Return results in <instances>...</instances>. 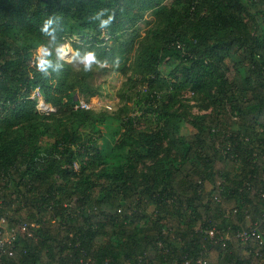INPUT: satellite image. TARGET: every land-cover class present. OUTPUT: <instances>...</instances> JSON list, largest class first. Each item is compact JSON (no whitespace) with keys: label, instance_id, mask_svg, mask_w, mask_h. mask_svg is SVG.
I'll list each match as a JSON object with an SVG mask.
<instances>
[{"label":"trees","instance_id":"trees-1","mask_svg":"<svg viewBox=\"0 0 264 264\" xmlns=\"http://www.w3.org/2000/svg\"><path fill=\"white\" fill-rule=\"evenodd\" d=\"M66 41L129 54L118 112ZM0 219V264H264V0H0Z\"/></svg>","mask_w":264,"mask_h":264},{"label":"rangeland","instance_id":"rangeland-1","mask_svg":"<svg viewBox=\"0 0 264 264\" xmlns=\"http://www.w3.org/2000/svg\"><path fill=\"white\" fill-rule=\"evenodd\" d=\"M151 20H152V17L149 14H146L144 21L139 23L138 27H139V33L141 36L144 35V31L148 27L147 23L150 22ZM60 47H59L58 56L61 59H63L60 53ZM69 48H70V55L64 60L67 62H70L69 64H71L75 70L87 72L84 70V65L82 63L84 59H78L74 55V51L72 50L70 44H69ZM37 51H38L37 52L38 59L43 55L44 52H46V50L43 51V48H38ZM128 59H129V54H125L122 56L118 55L114 61L113 60L101 61L99 58H96L97 61L106 62L105 67L101 68L97 64H93L90 70L93 74L92 84L94 86H97L99 89L98 95L90 98L91 105L92 107H94L96 112L102 111V109H107L105 106H109L110 109L109 110L107 109V112L109 114H114L118 112L119 108L122 106V102L120 101L118 92L120 88L122 87V83L125 81V78L119 69L123 67V65H128ZM162 70L163 71L166 70L165 66L162 68ZM234 76H235V73L233 71H230L227 74L228 79H232ZM131 89L129 87L127 88V90L129 91L128 95L130 97H133V95H135V91L142 92V93L146 92L143 85L138 84V83H136V88L132 86ZM164 93H166L165 90L160 91V94L162 97ZM79 98L81 99L83 97L79 95ZM183 100L187 105H189V109L192 114L204 113V111H200L199 109L200 104H202V101L198 99L196 96L192 95L191 92L189 91L186 92L183 95ZM127 107L129 110L128 116H135L136 114L132 110V105L127 103ZM142 126H144L143 122L139 124V127H142ZM181 130H182V134H189L193 132V129L191 128V126L186 122H183L181 124ZM2 232H3L2 238L4 240L9 239L10 237L9 233H7L5 229H3Z\"/></svg>","mask_w":264,"mask_h":264},{"label":"built area","instance_id":"built-area-1","mask_svg":"<svg viewBox=\"0 0 264 264\" xmlns=\"http://www.w3.org/2000/svg\"><path fill=\"white\" fill-rule=\"evenodd\" d=\"M60 46H59L60 47V53H61V56L64 60L65 58H67L70 55L69 43L66 41L65 43L61 44ZM37 59H38V54H37ZM31 98H34L36 100V108L39 112L46 113V114L53 112V109L51 108V106L44 102L43 98L41 97L40 93L38 92V89H36L34 92H32ZM78 107L81 109L88 110L92 107V105H91V102H90V104H88L81 98V99H79ZM105 107L107 109H110L109 106H105ZM3 223H4V220L0 219V224H3ZM208 235L213 236V232L209 231ZM239 237L244 239V240L247 238V236L245 234H240ZM3 242H4L3 240H0V250H2V246L4 244ZM103 264H107V263H103ZM196 264H205V262L202 260H198Z\"/></svg>","mask_w":264,"mask_h":264},{"label":"clouds","instance_id":"clouds-1","mask_svg":"<svg viewBox=\"0 0 264 264\" xmlns=\"http://www.w3.org/2000/svg\"><path fill=\"white\" fill-rule=\"evenodd\" d=\"M106 11L107 10H101L99 13H97L95 17H99L100 15L105 14ZM113 20H114V13L110 15L107 20L102 21L100 27L107 28L113 22ZM52 24L53 21L51 19L47 20L44 24L42 31L47 33L49 28L52 26ZM44 55H47V52H45ZM82 63L84 65L85 71H90L93 64H97L101 68L106 66V62L97 61L95 55L93 54H89L87 57H85ZM50 66H51L50 62L47 59L40 58L38 60L37 63L38 71L47 74Z\"/></svg>","mask_w":264,"mask_h":264}]
</instances>
